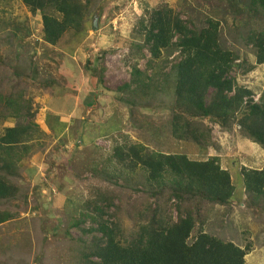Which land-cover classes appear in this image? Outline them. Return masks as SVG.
Listing matches in <instances>:
<instances>
[{
  "label": "trees",
  "instance_id": "16d2710c",
  "mask_svg": "<svg viewBox=\"0 0 264 264\" xmlns=\"http://www.w3.org/2000/svg\"><path fill=\"white\" fill-rule=\"evenodd\" d=\"M21 3L31 14H39L42 41L50 46L59 43L69 31L85 32L93 13L91 0ZM196 4L207 5L205 13L196 18L187 15L184 8L174 10L162 3L139 20L142 41L133 42V53L144 56L140 52L146 49L148 62L160 59L164 52H175L177 57L167 71L148 73L135 63L128 82L117 88L130 99L118 100L129 107L151 109L157 97L159 109L162 106L168 113L175 141L206 149L214 145L210 125L226 133L237 127L242 138L264 150V94L255 101L253 91L236 81L237 74L244 76L252 70L250 66L246 68L247 53L256 65L264 64V0H196ZM227 18L231 27L222 25ZM224 26L245 55L228 45ZM24 37L16 27L0 32V105L7 112V121L15 122L0 135V225L18 217L13 202L34 195L35 187L26 185L20 166L41 148L39 141L47 135L33 124L36 110H32L24 90L1 91L12 80L10 75L19 82L16 87L21 85L22 75L37 76L28 49L22 45ZM100 60L96 58L85 69L89 82L102 93L104 69ZM11 61L23 62L25 70L2 75L1 68L8 67ZM42 84L54 89L52 80ZM58 87L54 97L61 101L69 89ZM138 97L141 102L136 101ZM78 123H87V119ZM110 161V175L106 171L95 175L110 181V191L96 186L91 197L73 204L74 211L79 209L78 217L68 221L63 233L70 241L69 264H246L245 257L252 251L250 243L240 246L205 228L215 207L222 209L221 216L227 215L219 226L222 228L228 224L232 207L241 203L236 201L231 175L220 167L218 157L191 160L184 153L124 141L113 145ZM44 171L48 176V168ZM240 174L242 204L260 220L264 217V165L259 169L242 166ZM141 181L148 200L136 199L129 193L134 189L142 193V189L135 188ZM123 218L133 223L129 229L123 227ZM71 228L77 230V236H71ZM43 255L42 250L40 258Z\"/></svg>",
  "mask_w": 264,
  "mask_h": 264
},
{
  "label": "rangeland",
  "instance_id": "374dc122",
  "mask_svg": "<svg viewBox=\"0 0 264 264\" xmlns=\"http://www.w3.org/2000/svg\"><path fill=\"white\" fill-rule=\"evenodd\" d=\"M162 3L174 10L184 8L185 13L194 18L205 13L207 7L206 4L198 7L196 0H91L93 13L85 24L86 31L77 34L69 31L59 43L50 46L42 41L39 14H31L20 0H0V32L7 33L15 27L22 30L26 37L22 45L28 49L37 73V76L22 75L19 87H16L19 82L10 75L12 80L7 83L12 86H5L1 91L24 90L25 96L31 99L32 110H36L33 124L47 134L39 141L41 148L21 163L20 167L28 163L24 166V181L35 187L34 195L22 202H13L18 217L0 225V264H69L70 241L63 233L68 221L78 217L79 209L74 211L73 204H80L92 195L96 186L110 191V181L95 175H100V171L110 175L112 147L124 141L142 143L150 149L161 147L163 152L184 153L191 160L218 157L220 167L229 171L236 188L235 199L241 203L232 207L228 224L222 228L219 226L227 215L221 216L222 209L215 207L205 228L227 236L240 246L250 243L252 251L245 257L246 264H264V217L256 220L242 204L244 193L240 174L242 166L261 168L264 150L242 138L237 127L226 133L210 125L214 145L206 149L175 141L170 134L168 113L162 106L159 109L157 97L153 98L151 109L139 105L129 107L118 100L119 97L130 99L117 88L128 82L135 63L148 73L167 71L177 57L175 52H164L160 59L148 62L150 55L146 49L140 52L144 56L131 49L134 41H142L139 20L147 18L148 13ZM95 16L97 29L93 30ZM227 24L232 25L229 18L222 25ZM223 36L231 48L246 54L230 37L226 26ZM244 57L246 68L250 66L252 70L244 76L237 74L236 81L253 91L257 101L264 94V64L256 65L250 53ZM96 58L101 59L99 63L104 69L102 93L89 82L85 69ZM23 64L11 61L8 67L1 68V74L25 70ZM49 80L54 82V89L43 86V81ZM58 86L69 89L63 96L65 100L54 97ZM161 96L164 95H158ZM141 99L138 97L136 101ZM6 115L0 105V135L12 123L7 121ZM83 118L87 123L77 124V120ZM32 166L36 170L30 173ZM47 168L48 176L44 171ZM144 186L141 181L135 188L142 189V193L135 189L129 193L136 199L148 200ZM172 214L175 216L176 211ZM122 225L129 229L133 223L123 218ZM69 232L72 237L78 235L76 229L71 228ZM42 239L46 241L42 243ZM42 250L44 255L40 258Z\"/></svg>",
  "mask_w": 264,
  "mask_h": 264
},
{
  "label": "crops",
  "instance_id": "0c3cea01",
  "mask_svg": "<svg viewBox=\"0 0 264 264\" xmlns=\"http://www.w3.org/2000/svg\"><path fill=\"white\" fill-rule=\"evenodd\" d=\"M20 1H21V0H20ZM21 4H22V3H21ZM28 33H29V32H28ZM28 33H27V34H28ZM64 100H65V99H64ZM55 114H57V113H55ZM8 121H12V120H8ZM14 123H15V122L12 121V123H10L9 125H7V127H13V126H14ZM7 127H6V128H7ZM25 165H28V163H26ZM25 165H23V166L21 167L22 170H23V176H25V174H24V171H25V170H24V166H25ZM31 168H32V170L30 171V173L33 172L34 170H36V169H33V166H32ZM26 170H30V169H26ZM26 172L28 173L29 171H26Z\"/></svg>",
  "mask_w": 264,
  "mask_h": 264
},
{
  "label": "water",
  "instance_id": "95a60500",
  "mask_svg": "<svg viewBox=\"0 0 264 264\" xmlns=\"http://www.w3.org/2000/svg\"><path fill=\"white\" fill-rule=\"evenodd\" d=\"M97 29V17L95 16L94 21H93V30Z\"/></svg>",
  "mask_w": 264,
  "mask_h": 264
}]
</instances>
